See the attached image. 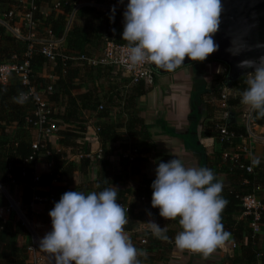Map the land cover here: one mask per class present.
I'll return each mask as SVG.
<instances>
[{"label": "trees", "instance_id": "16d2710c", "mask_svg": "<svg viewBox=\"0 0 264 264\" xmlns=\"http://www.w3.org/2000/svg\"><path fill=\"white\" fill-rule=\"evenodd\" d=\"M48 1L32 0V5L38 11L39 5ZM96 1L125 8L128 3V0H124L123 4L119 0ZM70 3L71 0L66 1L65 4L59 3L60 13L54 21L50 19L55 16L54 13L50 12L48 15L50 24L47 23L48 31L56 34V28L59 26L57 35L64 36L58 50L59 54L52 63L46 62V59L38 52L37 44L5 34V29L0 26V64H20L27 54L31 86L37 90H43L50 84L47 78L40 77L44 66L50 68V74L55 78L51 83V92L44 98L50 106L51 119L57 128L59 127L54 133L59 145L56 152H52L47 143H44L38 151L31 150V127L27 121L31 119L29 104L17 103L13 99L19 96L24 88L13 79H10L6 85H0V186L10 184L18 187L19 197L16 202L27 219L31 212L28 205L32 198L45 199L42 210L49 213L54 203L59 201L61 195L67 191L77 190L87 194L93 189L99 191L110 184L125 185L130 177H140L143 163L151 151V142L142 119L138 116L135 100L150 90L155 76L151 85L141 81L131 83L127 76L121 77L118 74L113 76L115 74L111 73L110 68L91 64L92 60L98 58L97 54L101 52L106 41L126 45V42L122 40L125 8L115 9L114 20L110 19L112 11L82 8L78 10L81 25L63 33L66 18L71 11ZM17 6L18 4L12 0H0V14L6 15L12 12V7ZM112 78H116L117 82H110ZM84 85L87 88L81 91ZM222 86L223 79L215 88H212L210 100L204 101L207 113L214 110L216 102L219 101ZM227 87L234 88L233 98L226 102L227 111H229L241 104L240 92L246 87L245 79L240 78ZM59 109H62L61 113ZM220 111L225 112L222 109ZM83 113L88 114L87 117ZM230 116L227 114L228 118L217 121L205 117L200 128V135L211 138L215 145L211 158H206L207 167L223 175L227 182L222 194L228 200V205L222 213V223L225 230L231 234L234 248L239 245L237 249L232 250V255L228 259L232 264H264V251L257 246V233L254 234L251 231V217L244 216V219L240 221H235L232 217L233 214H242L239 202L242 196L251 192L254 187L264 188V173L253 177L254 172L245 174L237 168L236 164L247 165V161L237 159L234 164L227 159H222V154L226 152L229 143L219 142L221 128H224L227 134H232L234 138L246 136L245 128L232 123ZM88 118L95 121V134L102 148L109 145L117 149L114 145L119 144L122 136H125L129 140V159L122 160L117 175L111 179L104 181L95 179L92 182L83 180L73 185L74 174L83 177L89 167V160L85 157L88 153L84 152L85 144L82 141ZM250 123L262 125L264 118L258 117L252 110ZM46 152L49 153V157L45 156ZM74 152L80 156L76 162L69 160V155ZM29 157L31 161H26ZM41 159H48L49 168L34 181L33 166ZM244 180L246 183H243ZM61 182L63 185H54ZM97 184L101 185V189L96 188ZM92 185L94 187H91ZM119 191L118 203L129 208V223L125 226V231H131V224L141 220L144 214L142 207L146 209V214L149 211L152 216L153 213H157V210L150 205L152 195L146 187L136 186L128 189L123 187ZM141 197L144 202H140ZM258 202L261 209L255 223L259 229H264V200H258ZM6 207L8 202L0 192V208ZM4 232H10L14 237L24 236L19 222L0 219V234ZM144 234L142 233L141 236L143 237ZM4 243L0 242V264H28L27 239L26 243L22 242L15 247ZM154 248H158L162 256L169 250L166 241H161L152 235L147 236L146 243L139 245L138 248V251L146 253V256L138 257L141 264H154L156 259L148 256L149 251Z\"/></svg>", "mask_w": 264, "mask_h": 264}, {"label": "clouds", "instance_id": "9594fccd", "mask_svg": "<svg viewBox=\"0 0 264 264\" xmlns=\"http://www.w3.org/2000/svg\"><path fill=\"white\" fill-rule=\"evenodd\" d=\"M224 12V0H128L123 12L122 63L128 69L151 64L173 72L186 57L205 61L219 50L215 35ZM114 13L115 8L112 20ZM251 50L240 33L233 35L226 49L234 57ZM236 68L246 78L241 104L264 118V55L240 60ZM13 99L23 104L27 95L20 92ZM251 163L258 165L259 160L253 158ZM151 189V207L159 209L166 221L178 220L181 231L174 237L176 248L208 256L230 239L222 223L228 205L224 185L210 168L185 166L179 158L160 161ZM119 193L111 184L87 194L63 193L48 213L51 230L36 240L39 250L49 254L52 264H141L138 257L146 253L138 251L125 231L128 208L118 203ZM147 215L144 224L152 236L169 241L167 226L161 227L150 211Z\"/></svg>", "mask_w": 264, "mask_h": 264}, {"label": "crops", "instance_id": "0c3cea01", "mask_svg": "<svg viewBox=\"0 0 264 264\" xmlns=\"http://www.w3.org/2000/svg\"><path fill=\"white\" fill-rule=\"evenodd\" d=\"M12 1L18 4L17 7L11 8L13 16L10 20L9 27L13 34L9 32V30H5V34L14 38H16L15 35H17L24 40H26V37H29L27 40L35 43L47 37L49 13H54L55 16L50 18L54 21V18L60 13L59 3L65 4V2L69 0H49L47 3H41L38 7V11H36L35 7L32 5V0ZM70 4L71 11L66 18L63 33L73 27H79L81 25L82 21L78 10L82 8H93L95 10L108 12L112 11L113 8H125L123 6L105 4L96 0H71ZM26 13L31 14L32 22L28 23L24 18ZM2 18L3 16L0 14V21H2ZM0 26L3 27L1 23ZM58 31L59 26L56 28V34L51 33L52 35L48 38L53 39L54 37H62L63 34L62 36L57 35ZM100 54L101 52L97 54V56L99 57ZM219 69L218 66L211 65L209 62H200L187 65L169 74L155 75L154 83L150 90L144 96L135 100V108L138 112V116L142 119L146 134L151 142L150 154L143 163L140 177H130V179L125 182V185H117L116 187L119 189H123V187L128 189L136 186L140 188L146 187L151 191L152 195L151 184L155 179V168L160 161L167 162L172 158L181 159L185 166L207 167L206 158H211L215 145L211 138H204L200 135V128L202 120L205 117H210L212 120L216 121L224 119L223 112L214 108L213 111L207 113L204 105L205 100H210L209 96L213 88H211V86L216 80ZM219 72H221V70ZM48 76H51L50 68L44 66L40 77L47 78ZM8 82L9 80L0 82V85H6ZM85 88L87 87L84 85L81 91H85ZM250 109L251 108L248 106L239 104L237 108L230 109L227 114L231 115L229 119L232 123L237 126H243L246 121L245 116L247 113L244 115L239 114L237 110H246V112H248ZM61 111L62 109H59V113H61ZM83 114L85 117L88 115L85 113ZM34 136V132H31L32 139H34ZM82 141L85 144L84 152L87 151V155L90 156L87 158L89 160V167L86 169V174L83 177L74 174L72 178L73 185H77L83 180L92 182L95 179L99 181L111 179L114 175H117L122 160L129 158V140L125 136H122L119 144L114 145L117 149L109 145H105L103 148L101 147L95 134V121L92 118L87 119ZM44 143L49 145L52 152H56L59 149L55 134L47 138ZM225 153L234 154L238 156V159L245 160L248 163H251L253 158L258 159L259 164L255 166L252 165V170L254 172L252 176L263 174L264 124H251L249 132H246V136L231 139ZM78 158H80V156L75 152L69 155L70 161L76 162ZM48 168V159H41L34 164L33 172L38 177L40 174L46 173ZM215 175L223 185H226L227 182L223 175L218 173H215ZM140 183H142V185H140ZM243 183H245V180ZM54 185H63V182L60 184L55 183ZM91 187H94V185ZM10 190L11 194L12 192L15 193L14 197L17 201L19 197L18 187L11 186ZM92 191L95 190L93 189ZM255 196L257 200H264V188H259ZM154 210H157V213H153L152 217L155 218L156 222L159 223L161 227L167 226V235L170 238L169 241H166L169 250L163 254L164 256L161 255V251L158 248L149 251L148 256H153V259H156L154 264H232L228 258L232 255V250L237 249L239 245L232 248L234 243L231 236L223 246L218 247L208 256L202 253L180 250L176 248L174 244L176 233L181 231L178 220L166 221L159 216V209ZM1 216L3 220H5L4 214ZM244 216L245 215L238 213L233 214L232 217L235 221H240L244 219ZM147 221L148 219L142 217L140 221L131 224V231H126L137 249L139 248V239L143 233L141 230L143 228L146 229L143 226L145 225L144 222L146 223ZM5 237L6 240H16V246L26 240L25 237L19 238L17 236L14 239L12 233L4 232L0 234V242L3 244H5ZM256 237L258 248L264 251V229H259ZM45 255L51 260L49 254L45 253Z\"/></svg>", "mask_w": 264, "mask_h": 264}, {"label": "built area", "instance_id": "2783aa9c", "mask_svg": "<svg viewBox=\"0 0 264 264\" xmlns=\"http://www.w3.org/2000/svg\"><path fill=\"white\" fill-rule=\"evenodd\" d=\"M127 6V4L125 5ZM12 13L8 12L6 15H3L2 21L0 23L3 25L5 30H9L12 33L11 28L9 27V22L12 18ZM26 21L32 22L31 14L26 13L24 15ZM13 34V33H12ZM52 34L48 31L47 37L36 41L34 44L39 46L38 52L46 59V62L52 63L55 57L58 56L59 47L63 43V36L62 37H54L53 39H49ZM17 39L22 41H27L32 43L31 41L27 40L29 37H26V40L20 38L19 36L15 35ZM124 44H115L110 41H106L102 47L100 58L97 60H92V65H99L101 67H107L110 69H115L122 74H126L129 77L131 83H135L137 81H141L146 85H151L153 81V77L155 76L154 72L150 68V64H144L141 66H137L134 69H128L123 63L122 58L125 52ZM30 48V46H28ZM27 54H25V59L20 64H0V82H6L10 79L16 81L23 89V93L27 95L26 102L29 104L30 107V114L31 119L27 121L30 124L31 132H34V139L31 141V150L38 151L40 148L43 147L44 141L53 135L58 128L55 127L54 121L51 119L50 114V106L46 102L44 96L51 92L52 85L51 83L55 79L52 76H48L47 79L49 80L50 84L47 85L43 90H37L35 87L30 85V72H29V63L26 59ZM223 72V71H222ZM226 72V68L225 71ZM230 96L229 90L227 86H222L219 92V101L218 107L224 110V119L227 117V106L226 102ZM100 109V107H99ZM252 109H250L246 116L245 122L243 127L245 131L248 133L249 128L251 127L250 117H251ZM96 131V129H95ZM219 142H228L230 144L231 139L234 137L232 134H227L224 128L219 130ZM46 157H49V153L46 152ZM86 158L90 156L85 155ZM129 159V158H128ZM222 159H227L230 163H236L238 156L234 154L224 153L222 154ZM26 161H31V157H29ZM237 168L242 170L245 174H252V164L248 163L247 165L243 164H236ZM23 175V174H21ZM37 176L33 172V180L35 181ZM246 183V182H245ZM0 190H4L3 186H0ZM258 191V187H254L251 192L245 194L239 199L240 207L242 209V214L245 216L251 217V231L256 234L259 232V228L255 223L258 219V212L261 209L260 203L256 199L255 193ZM7 198V197H6ZM140 202H144V199L141 197ZM45 199L41 198H32L30 204L28 205L30 211L32 212V208L38 204L43 203ZM8 207L0 208V219H3L1 215L6 213L7 210L14 209L18 215V217L22 220V223L28 228V234L30 239V245L27 247V263L28 264H40V259L36 257L35 250L33 249V244L37 245L36 240L39 238L37 232L32 227V224L28 222L26 219H22L20 213L18 212L17 202L14 200H9L7 198ZM127 207V206H125ZM128 208V207H127ZM142 213L144 218L149 220L148 215L145 213L146 209L142 207ZM129 212V208H128ZM144 236L139 239L138 244L144 245L146 243V237L152 235L150 230L142 229L141 230ZM234 248V245H232ZM52 264V263H51Z\"/></svg>", "mask_w": 264, "mask_h": 264}, {"label": "water", "instance_id": "95a60500", "mask_svg": "<svg viewBox=\"0 0 264 264\" xmlns=\"http://www.w3.org/2000/svg\"><path fill=\"white\" fill-rule=\"evenodd\" d=\"M225 12L222 18L220 31L215 35V40L219 44V50L209 56L203 62H216L226 68L223 85L236 82L243 77L236 64L243 59L256 58L264 55V48H255V45H264V0H224ZM236 33L244 36L246 42L252 46L251 51H247L240 56H232L226 49L230 47V42ZM193 62L185 58L184 65L180 69ZM151 70L156 75H165L171 72L156 68L150 64ZM176 69V70H177Z\"/></svg>", "mask_w": 264, "mask_h": 264}, {"label": "rangeland", "instance_id": "374dc122", "mask_svg": "<svg viewBox=\"0 0 264 264\" xmlns=\"http://www.w3.org/2000/svg\"><path fill=\"white\" fill-rule=\"evenodd\" d=\"M209 63L211 65H215V66H218L220 68L218 70V75L216 77V80H215V82H213V85L211 86V88L212 87L215 88V86L222 79H224V76H225V72H224L225 71V67L222 64H219V63H216V62H209ZM110 70L112 71L113 74H115L113 76H116V74H118L121 77H126V74L121 75L122 73L119 72V71H117V70H115V69H110ZM220 70H221V72H219ZM242 78H244L246 80L245 77H242ZM110 82L115 83V82H117V79L116 78H112V79H110ZM98 83H100V81ZM233 89H234L233 87H230V88L228 87V90H229V93H230L229 99H232L233 98V95H234L233 94ZM217 103L218 102H216V104H215L214 107L220 111V108L217 106ZM194 106H196V105H194ZM235 108H237V106L234 107L233 109H235ZM237 112L239 114H243V115L245 113H247L246 110L245 111H243V110H237ZM55 127L57 128L56 125H55ZM58 129H59V127H58ZM84 181H86V180H84ZM11 186H14V185H10V184L4 185L3 186L4 187V190H0V192L2 193V195L5 198L7 197L9 200H12V201L14 200L16 202L15 197H14L15 196V193L12 192V194H11V190H10ZM7 198H6V200H7ZM17 206H18V210H19L18 212L20 213L21 218L28 220V222L32 224V227L37 232L38 237H42L45 232L51 230V219H50L48 213L42 210L43 209V206H42L41 203L36 204L32 208V212H30V215H29L28 219L21 213L22 211H20L19 205H17ZM3 214H4V219H6L8 221L19 222L20 223L22 232L24 233L23 234L24 236H22V237H25V235H26L25 238L27 239L28 246H29L30 245V240H29L28 228L22 223V220L18 217L16 211L14 209L7 210L6 213H3ZM143 227H145L147 229V227L145 225ZM139 228H141V227H139ZM14 239H15V237H14ZM4 242H6L8 245H11V247H15L16 244H17L16 243V240H12V239H7L6 240V237L4 238ZM24 243H26V240L24 241ZM33 249L35 250L36 257H38L40 259V263H44V264H51L52 263V261H50L46 257L45 253L39 250L38 245L33 244Z\"/></svg>", "mask_w": 264, "mask_h": 264}, {"label": "bare ground", "instance_id": "6f19581e", "mask_svg": "<svg viewBox=\"0 0 264 264\" xmlns=\"http://www.w3.org/2000/svg\"><path fill=\"white\" fill-rule=\"evenodd\" d=\"M50 260V259H49ZM51 261V260H50Z\"/></svg>", "mask_w": 264, "mask_h": 264}]
</instances>
